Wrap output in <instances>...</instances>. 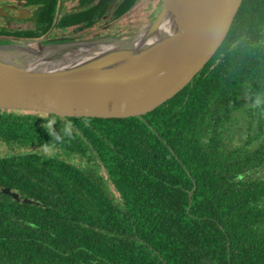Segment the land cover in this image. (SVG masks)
<instances>
[{
    "label": "trees",
    "instance_id": "obj_1",
    "mask_svg": "<svg viewBox=\"0 0 264 264\" xmlns=\"http://www.w3.org/2000/svg\"><path fill=\"white\" fill-rule=\"evenodd\" d=\"M22 1L34 26L0 35L37 38L56 19L89 27L138 0L58 18L59 0ZM0 143L19 150L0 156V187L33 201L0 191V264H264V0H241L199 66L151 107L0 108Z\"/></svg>",
    "mask_w": 264,
    "mask_h": 264
},
{
    "label": "water",
    "instance_id": "obj_2",
    "mask_svg": "<svg viewBox=\"0 0 264 264\" xmlns=\"http://www.w3.org/2000/svg\"><path fill=\"white\" fill-rule=\"evenodd\" d=\"M240 2L164 0L148 23L87 39L0 36V108L61 116L136 114L186 80L223 35ZM166 17L173 29L155 41L132 45L142 29L159 28ZM108 44L115 46L101 51V45ZM86 46H91L87 58L67 63L66 53L74 54ZM45 53L65 64L29 66ZM0 191L17 201L33 202L8 187H0Z\"/></svg>",
    "mask_w": 264,
    "mask_h": 264
},
{
    "label": "rangeland",
    "instance_id": "obj_3",
    "mask_svg": "<svg viewBox=\"0 0 264 264\" xmlns=\"http://www.w3.org/2000/svg\"><path fill=\"white\" fill-rule=\"evenodd\" d=\"M74 1L75 0H71V2H66L65 4L66 11H68V9H71V3H73ZM1 2L2 0H0V4ZM163 2L164 0H138L133 5V7H131V9L128 10L120 18L112 20L108 18V16H106L105 18L101 19L98 23L84 29L80 39L106 36L116 33L118 34L123 31H126V29L137 28L145 23H148L150 20L154 18L155 14L158 12ZM32 23L33 21L31 19H24L18 22L17 24H15L14 22H8L5 18L0 16V27H4L9 30H13L16 28H22V29L30 28L33 26ZM70 34H72L70 28H66L63 30L56 28L51 31L49 37H45V36H41V37H45L48 39L69 38ZM3 37L9 39H16V37H12V36H3ZM242 126L243 123L241 121L238 124L237 123L232 124V126L230 127V131L233 133L234 137L238 135V132H240ZM17 151L19 150H17L15 147L9 148L7 145L0 143V156Z\"/></svg>",
    "mask_w": 264,
    "mask_h": 264
},
{
    "label": "flooded vegetation",
    "instance_id": "obj_4",
    "mask_svg": "<svg viewBox=\"0 0 264 264\" xmlns=\"http://www.w3.org/2000/svg\"><path fill=\"white\" fill-rule=\"evenodd\" d=\"M96 1L97 0H89L88 2H86V1L81 2V0H75L73 3H71V9H68V11H66L65 10V4H66V2H71V0H59L58 1V9L56 12V18H58L60 13L74 12V11L80 9L81 7H84L86 4L95 3ZM34 7L35 6L25 5L24 1H22V0L21 1L20 0H2V2L0 4V9H2L3 14L0 16L5 18L8 22H14L15 24H17L18 22H20L21 20H24V19H31L33 21L32 24L34 26L35 21L32 17ZM107 15L108 14H105L103 16V18H105ZM56 20L54 21L51 28L48 31H46L45 34H43V36L49 37L51 31L56 29V28L61 29V30L66 29V28H70V31L72 34L69 35V38H80L82 36V32L84 31V29L87 28V27L78 28V25H76V24L66 26L65 28L57 27V26H55ZM98 22H96V23H98ZM16 29H22V28H16ZM23 29H25V28H23Z\"/></svg>",
    "mask_w": 264,
    "mask_h": 264
},
{
    "label": "bare ground",
    "instance_id": "obj_5",
    "mask_svg": "<svg viewBox=\"0 0 264 264\" xmlns=\"http://www.w3.org/2000/svg\"><path fill=\"white\" fill-rule=\"evenodd\" d=\"M174 25L170 21L168 17L164 18L161 22L159 28L144 31L142 29L133 39H132V45L135 47H139L144 42H152L160 38L161 34L169 32L170 29H173ZM115 45L108 44V45H101V51L104 49L111 48ZM91 46L83 47L80 51H76V53L73 54V52L66 53L67 63L69 61L75 60L77 57L87 58L85 56H88L90 52ZM47 59V60H46ZM65 64L64 61H61L59 59H49L47 57V54L45 53L41 57H36L32 61H30L29 66H35V67H45V66H54V65H61Z\"/></svg>",
    "mask_w": 264,
    "mask_h": 264
}]
</instances>
